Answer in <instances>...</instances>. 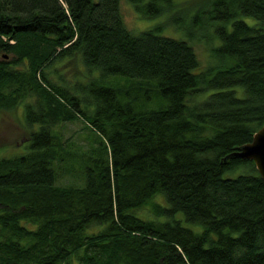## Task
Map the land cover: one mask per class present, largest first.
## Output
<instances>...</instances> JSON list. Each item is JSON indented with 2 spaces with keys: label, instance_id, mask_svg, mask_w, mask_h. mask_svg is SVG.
Instances as JSON below:
<instances>
[{
  "label": "trees",
  "instance_id": "1",
  "mask_svg": "<svg viewBox=\"0 0 264 264\" xmlns=\"http://www.w3.org/2000/svg\"><path fill=\"white\" fill-rule=\"evenodd\" d=\"M125 1L164 18L0 0V112L22 105L29 129L0 156V264H264V179L227 157L264 124V0ZM168 27L210 32V62ZM79 118L94 145L78 167L56 127Z\"/></svg>",
  "mask_w": 264,
  "mask_h": 264
},
{
  "label": "rangeland",
  "instance_id": "2",
  "mask_svg": "<svg viewBox=\"0 0 264 264\" xmlns=\"http://www.w3.org/2000/svg\"><path fill=\"white\" fill-rule=\"evenodd\" d=\"M122 10L124 14L125 21L128 27L132 29H140L145 26H149L158 20H162L164 17L161 15L160 17L145 19L139 14L135 8L130 4L123 0ZM243 19H246L249 23H254L256 21L254 16L244 15ZM168 30L171 31L170 34L176 37H184L188 38V41L194 44L196 52L201 60V65L199 68L206 66L210 62L211 52L209 48L208 37L210 32L206 29H197L192 30V34L189 35L185 32L184 29H172V27H168ZM212 28L209 30L211 31ZM212 32V31H211ZM199 37L200 39H195ZM192 38V39H190ZM213 41L215 38L213 37ZM70 70L67 71V75L69 76ZM237 93L241 96L245 94L244 88L242 86H238ZM206 94V93H205ZM23 106L19 105L12 109L3 110L0 112V156H10L12 154L17 153L22 149V144L26 140L29 134V129L23 124ZM84 123L82 119H76L73 121H63L62 123L57 125V129L59 130L60 135L64 139V143L68 145L67 149H71L76 153L75 159L72 161L76 163L79 167L78 162L80 161V157L82 155H86L88 151L94 145L92 138L88 135L87 129L83 126ZM227 174V173H226ZM59 183H80V180L72 177V176H64L59 179ZM159 199V202L165 206L169 205L168 200L166 199L163 193H160L156 197ZM135 212L138 215L143 216H154L155 211L151 204H148L140 209H136ZM176 218L180 219L183 224L193 228V230L199 231L202 229L201 224L193 223L188 221L185 218V215L182 211H179ZM166 219V217L161 216V220ZM73 264H79L77 259H74Z\"/></svg>",
  "mask_w": 264,
  "mask_h": 264
},
{
  "label": "water",
  "instance_id": "3",
  "mask_svg": "<svg viewBox=\"0 0 264 264\" xmlns=\"http://www.w3.org/2000/svg\"><path fill=\"white\" fill-rule=\"evenodd\" d=\"M253 133V138L250 141L237 146L227 157L232 156L254 160L260 173L259 175L264 179V124Z\"/></svg>",
  "mask_w": 264,
  "mask_h": 264
}]
</instances>
